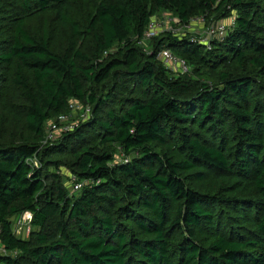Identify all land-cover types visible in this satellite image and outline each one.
Returning <instances> with one entry per match:
<instances>
[{"label": "trees", "instance_id": "trees-1", "mask_svg": "<svg viewBox=\"0 0 264 264\" xmlns=\"http://www.w3.org/2000/svg\"><path fill=\"white\" fill-rule=\"evenodd\" d=\"M80 2L0 0V94L19 91L23 123L5 140L0 116V243L17 252L0 264H264V0H88L79 19ZM160 11L181 23L234 11L236 24L210 48L163 31L145 51ZM41 13L70 29L63 51L26 28ZM163 48L190 71L169 75ZM246 60L247 73L225 66ZM72 100L89 116L46 142ZM59 164L78 191L47 171ZM209 174L238 193L193 186ZM25 211L26 238L12 221Z\"/></svg>", "mask_w": 264, "mask_h": 264}, {"label": "rangeland", "instance_id": "rangeland-1", "mask_svg": "<svg viewBox=\"0 0 264 264\" xmlns=\"http://www.w3.org/2000/svg\"><path fill=\"white\" fill-rule=\"evenodd\" d=\"M88 0H81L80 2V9L82 11H79L77 14V18L81 19L85 13V11L88 9V6L85 7L86 3ZM84 9V10H83ZM229 16V15H228ZM228 16H223L221 15L220 18L215 19L214 15H210L207 18L205 16H199L194 18V20H190L189 26H181L178 31V37L182 38L185 36L193 35L197 36L199 38H208L209 33L208 30L209 28L215 27L217 22H224V23H229L230 20H227ZM153 18L156 19L157 22H161V25L163 24V28L159 29V34L163 31H167L168 29L165 28H170L174 29L176 25L172 21H167L166 18L163 16V12L160 11L157 16H154ZM25 26L28 29V31L34 35L37 38L40 37H45L50 45V48L53 49L56 52L63 51L66 49V47L70 44V39H71V34H70V29L68 27L63 26L57 18L53 16L51 13H41V14H36L30 16L26 21H25ZM158 27V26H157ZM165 27V28H164ZM12 28L6 29V32L12 31ZM169 32V31H167ZM81 41H84L83 44H85V40L81 39ZM152 40H145L142 44L143 49L145 51L149 50L152 48ZM227 68H235L236 70H239V73H247L250 72V67L247 62H243L242 67H237L235 66V63L231 61L230 63L228 62L225 65ZM169 75L176 76L178 73L176 70L173 68L166 66ZM191 78H195V75L192 73L189 74ZM258 78L261 80V83L264 85V75H258ZM19 91L14 88H7L6 86H3L1 89V94H0V116H1V128L2 132L4 134V139L8 140V138H13L15 135H18L22 131V120L20 119H15L12 116V111L10 109H13L11 107V102L16 103H21L20 97L17 98ZM85 114L83 113L82 115V105L78 104L72 113V120L71 121H81L84 119ZM226 125V124H225ZM192 130H197L199 129L195 126L192 127ZM206 135V133H203ZM70 155L68 153H53L51 155V158H61L63 160H69ZM48 172H54V173H59L63 177L64 184L68 186V180L72 181L74 177L73 173L64 165V164H59L57 167L49 166L47 167ZM193 186L195 188L201 189L203 191L206 190H212L215 191L219 188H227L230 190V192L233 193H238L237 189H234L237 187L236 184H234V179L232 177H227L225 175L221 174H209L206 177V180L203 182H196L193 183ZM69 188V187H68ZM70 189V188H69ZM31 219V218H30ZM29 218H23L20 216L12 218L13 221V228L18 227L14 231V233L17 236H22V237H28L30 230H31V220ZM17 252L13 253V255H17Z\"/></svg>", "mask_w": 264, "mask_h": 264}, {"label": "built area", "instance_id": "built-area-1", "mask_svg": "<svg viewBox=\"0 0 264 264\" xmlns=\"http://www.w3.org/2000/svg\"><path fill=\"white\" fill-rule=\"evenodd\" d=\"M163 16L166 18L167 21H172L177 27H175L173 30L170 28H165L168 29L167 31L173 32V34L178 35L176 31L179 30L181 26H189V22L187 23H181L176 17L171 16L170 14H163ZM191 20H194L191 19ZM227 20H230L229 23H224L218 21L215 27L209 28L208 33L209 37L208 38H199L197 36H192V39H195L196 41L207 45L208 48H210L211 41L213 40H221L224 38V36L228 33V31L232 30L235 26V12L233 11L231 15L228 16ZM161 22H157L155 18H152L145 33L143 36V39L141 40V43L145 40H149L152 37L156 36L159 32V29L163 28V24L161 25ZM158 26V27H157ZM162 27V28H161ZM159 56L161 58V61L163 62L164 65L169 66L176 70V72L183 74V73H188L190 71V66L189 64L185 61V59L175 55L172 53L171 50L168 48H163L159 52ZM79 103L75 100H72L70 102V112L67 114L59 115L56 119L50 120L47 123L46 126V133H45V141H54L57 136H59L62 132L72 130L76 125L77 121H71L72 118V113L74 112L76 106ZM83 113L85 114L84 119L87 118L90 114V107L89 106H82V115ZM35 165H37L36 159H33L32 161ZM82 184L80 181H78L76 178L72 179V187L71 191H78L81 188ZM21 217L23 218H31L32 215L29 211H25L21 214ZM31 220V219H30ZM18 229L14 228V231ZM12 253H15V251H8L6 250L3 245L0 243V255H10Z\"/></svg>", "mask_w": 264, "mask_h": 264}]
</instances>
